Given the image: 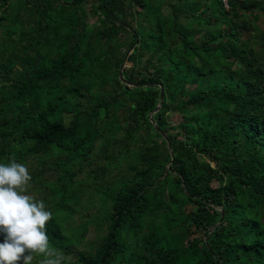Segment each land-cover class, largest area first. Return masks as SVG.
Masks as SVG:
<instances>
[{
    "label": "trees",
    "instance_id": "16d2710c",
    "mask_svg": "<svg viewBox=\"0 0 264 264\" xmlns=\"http://www.w3.org/2000/svg\"><path fill=\"white\" fill-rule=\"evenodd\" d=\"M226 2L0 0V163L59 172L51 246L71 166L114 176L102 242L66 264H264V0Z\"/></svg>",
    "mask_w": 264,
    "mask_h": 264
},
{
    "label": "rangeland",
    "instance_id": "374dc122",
    "mask_svg": "<svg viewBox=\"0 0 264 264\" xmlns=\"http://www.w3.org/2000/svg\"><path fill=\"white\" fill-rule=\"evenodd\" d=\"M226 3L225 0V4ZM256 15L261 16L259 24L262 26L264 23V15H262V12L259 10H256ZM258 34L259 33L251 35L252 42L256 43ZM126 49L127 48H124L123 50L126 51ZM129 54H131L130 50L125 56L127 57ZM167 116L169 123L173 126L178 125L183 120L182 115L177 111L171 110L167 113ZM202 159L206 160V157H202ZM31 165H34L35 170L39 171V176L36 179L32 178L26 186L27 194L34 196L37 200H42L47 210L52 212L59 196L52 190L51 183H55L59 172L55 170L54 165L41 167L35 155L30 156L29 161L26 163L28 168ZM80 166L81 165H73L70 168L73 174L71 185L73 190H75V197L68 203L73 212L70 216H67L61 226L71 243L67 249H57L64 256L63 264L75 260L76 257L73 253L76 251L94 252L96 250L98 245L102 242V237L107 232L105 225L101 227L99 221L102 220L106 212H109L111 209V201H105L103 199L102 190L103 187L114 178L113 174L105 178L99 177V174H93L91 171L98 169V159L87 166L82 165V169H80ZM114 166H116V163H113L112 167ZM211 234L212 230H207L204 232V237L207 239ZM43 258L44 257L40 254H33L32 264L39 263Z\"/></svg>",
    "mask_w": 264,
    "mask_h": 264
},
{
    "label": "clouds",
    "instance_id": "9594fccd",
    "mask_svg": "<svg viewBox=\"0 0 264 264\" xmlns=\"http://www.w3.org/2000/svg\"><path fill=\"white\" fill-rule=\"evenodd\" d=\"M32 177L29 168L17 162L0 163V264H63L64 256L50 245L46 225L53 214L42 200L27 194Z\"/></svg>",
    "mask_w": 264,
    "mask_h": 264
},
{
    "label": "water",
    "instance_id": "95a60500",
    "mask_svg": "<svg viewBox=\"0 0 264 264\" xmlns=\"http://www.w3.org/2000/svg\"><path fill=\"white\" fill-rule=\"evenodd\" d=\"M127 58V57H126ZM132 62H127V61H125L124 62V64H123V66H125V65H128V64H131ZM120 75L122 76V70L120 71ZM123 77V76H122ZM130 85H132L131 83H128V87H130ZM160 106H161V104L158 106V108L155 110V111H157L159 108H160ZM223 213V212H222ZM216 226H214L213 228H215Z\"/></svg>",
    "mask_w": 264,
    "mask_h": 264
}]
</instances>
